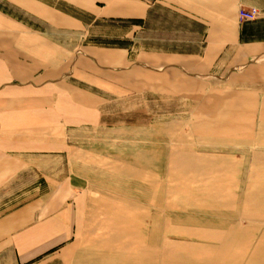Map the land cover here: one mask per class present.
<instances>
[{
    "label": "crops",
    "instance_id": "0c3cea01",
    "mask_svg": "<svg viewBox=\"0 0 264 264\" xmlns=\"http://www.w3.org/2000/svg\"><path fill=\"white\" fill-rule=\"evenodd\" d=\"M240 6L260 13L242 36ZM208 70L264 84V0H0V264L69 262L86 204L69 125L133 80L158 92Z\"/></svg>",
    "mask_w": 264,
    "mask_h": 264
},
{
    "label": "rangeland",
    "instance_id": "374dc122",
    "mask_svg": "<svg viewBox=\"0 0 264 264\" xmlns=\"http://www.w3.org/2000/svg\"><path fill=\"white\" fill-rule=\"evenodd\" d=\"M204 73L133 80L99 122L67 127L66 172L86 183L68 264H264V84Z\"/></svg>",
    "mask_w": 264,
    "mask_h": 264
},
{
    "label": "built area",
    "instance_id": "2783aa9c",
    "mask_svg": "<svg viewBox=\"0 0 264 264\" xmlns=\"http://www.w3.org/2000/svg\"><path fill=\"white\" fill-rule=\"evenodd\" d=\"M259 11L255 7L244 8L240 6L238 9L237 17L240 23L255 21L259 17Z\"/></svg>",
    "mask_w": 264,
    "mask_h": 264
},
{
    "label": "trees",
    "instance_id": "16d2710c",
    "mask_svg": "<svg viewBox=\"0 0 264 264\" xmlns=\"http://www.w3.org/2000/svg\"><path fill=\"white\" fill-rule=\"evenodd\" d=\"M250 29V25L249 22H242L241 23V27H240V35L242 36L243 34H245V30H247L248 34L251 33Z\"/></svg>",
    "mask_w": 264,
    "mask_h": 264
}]
</instances>
